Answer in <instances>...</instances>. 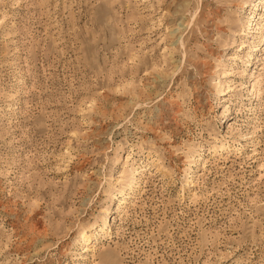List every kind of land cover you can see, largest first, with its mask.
<instances>
[{"label": "rangeland", "instance_id": "374dc122", "mask_svg": "<svg viewBox=\"0 0 264 264\" xmlns=\"http://www.w3.org/2000/svg\"><path fill=\"white\" fill-rule=\"evenodd\" d=\"M0 264H264V0H0Z\"/></svg>", "mask_w": 264, "mask_h": 264}]
</instances>
